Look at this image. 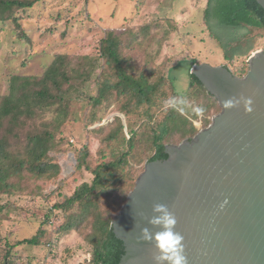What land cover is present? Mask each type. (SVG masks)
Listing matches in <instances>:
<instances>
[{"label": "rangeland", "instance_id": "rangeland-1", "mask_svg": "<svg viewBox=\"0 0 264 264\" xmlns=\"http://www.w3.org/2000/svg\"><path fill=\"white\" fill-rule=\"evenodd\" d=\"M206 2L207 0H38L30 8H18L15 15L20 26L13 20L0 21V97L8 93L12 75H40L56 55L66 56V61L70 60L75 66H71L72 72L76 73L77 69V74L82 78V81H76L69 89L72 100L67 107L60 108V114L58 110L47 108L36 118L37 123H49V126H54L57 119L60 122L61 127L55 132V137L57 140L64 139L65 152L53 151L56 162L61 166L56 182H41L42 188L33 199L29 195L20 194L2 195L0 198L1 204L12 203L0 212V264L4 261L7 264H89L87 261L91 255V247L79 230L67 233L58 230L69 214H78L82 212V208L78 202L67 209L55 208L54 205L64 202L83 182H92L90 172L83 168L75 170V150L83 149L87 142V159L94 166L97 163L96 157L103 155L114 145L117 146L122 141L121 138L110 140L102 134L105 137L102 142L95 135L114 116L121 117L125 125L124 132L127 137L130 135L123 113L116 107L113 108V104L104 112L105 100L98 106H93L90 102V97L98 96V81L105 70L101 40L107 36V32L122 31L125 39H128L129 29H133L137 34L134 44H124L125 52L128 50L134 56L130 60L132 65L128 69L125 67L126 71L135 70V61L143 57L142 53L147 54V69L150 68L153 73L159 67L158 71L172 80L170 90L184 95L183 98L186 99L185 108L180 109L181 114L188 113V118L193 120L196 127L201 129V122L204 121L201 119L205 115L212 119L217 113L215 107L210 105L209 95L199 88L189 90L193 64L226 65L233 70L245 67L253 51L264 50V35L255 33L254 49L248 56L227 61L204 24ZM144 25H149L148 32L141 34L140 30ZM17 27L24 30L27 39L19 37ZM88 57L94 58L95 62L92 64ZM80 94L82 99L77 100ZM166 102L163 109L151 113L153 119L142 131H148L154 121L163 120L167 109L174 105L169 97ZM198 108L204 111L198 113ZM140 113H133L136 136L129 162L116 167L119 181L115 180L108 186V191L117 193L113 196L122 195L129 188V174L135 171L134 178L138 177L147 158L153 153L151 143L142 138L141 130H138V127L142 128L138 121L145 119ZM93 114L96 119L87 121ZM182 126L184 124L180 127ZM50 127V131H53ZM182 138L179 130L173 131L172 142L183 140ZM67 140L73 145L71 149ZM119 153L118 149L114 160ZM111 159L112 157H107L104 161ZM64 177H67L65 184L59 186L57 182ZM113 196L98 197V209L103 210L109 203L111 208L121 207L123 201L120 199L115 204L112 202ZM46 214H49V222L43 225L45 233L39 235V244L15 245L18 241L35 236ZM94 215L95 213L87 220L80 221V225L86 226V222H90ZM83 233L85 235L86 231Z\"/></svg>", "mask_w": 264, "mask_h": 264}, {"label": "trees", "instance_id": "trees-1", "mask_svg": "<svg viewBox=\"0 0 264 264\" xmlns=\"http://www.w3.org/2000/svg\"><path fill=\"white\" fill-rule=\"evenodd\" d=\"M37 1L0 0V21L13 20L18 26L19 19L15 13L19 9L32 7ZM203 20L209 35L217 42L227 61L235 57L248 56L254 49L255 33L259 32L264 35V8L257 0H207ZM17 28L20 32L19 37L27 39L24 30L21 27ZM148 28L149 25H144L140 33L146 34ZM129 31L128 39H125L122 31L116 33L115 30H110L101 40L105 70L98 81V96L90 97V102L93 106H98L102 100H105L104 112L110 104H113V108L116 107L123 113L130 135L127 137V133L124 132L125 125L121 117L114 116L112 121L95 135L100 140L102 139V142L105 137L110 140L121 138L122 141L103 155H99L102 158L101 161L99 157H96L97 163L91 166L87 159L89 155L86 149L87 142L83 149L75 150V170L79 171L83 168L90 172L93 176L92 182L90 184L83 182L64 202L54 205L55 208L67 209L73 203L78 202L82 208V212L78 214H69L68 218L59 225L58 230L66 233L79 230L91 247L89 250L91 255L87 261L89 264H119L125 252L123 241L115 235L111 225L112 218L121 207L111 208L109 203L102 210L98 209L97 202L100 196L106 198L117 194H112L113 190L108 191V186L119 179L116 177L115 169L129 162L130 150L135 147L133 144L136 136L134 111H140L139 115L145 118L138 121L142 126L141 129L138 127V130H141V137L149 141L153 147V153L147 158V162L166 159L168 154L165 146L168 143L178 144L182 141H171L173 131L179 130L184 139H190L199 130L193 124V120L188 118V113L181 114L180 109L185 108L184 100L186 99L183 98L184 95L170 90L172 80L163 72H159V67L155 68L153 73L150 68L147 69L148 64H145L147 54L142 53L143 57L135 61V70L126 71L132 65L130 60L134 56L128 50L125 52L126 45L124 44L132 46L137 38L133 29ZM66 59V56L56 55L40 75H12L9 80L8 93L0 97V198L2 195L20 194L29 195L33 199L42 188L41 182H56L59 177L61 166L56 162L53 151L65 152L64 139L57 140L55 137V132L61 127L60 122L57 119L54 126L50 125V127L49 123H37L36 118L43 109L47 108L58 110L60 114V108L67 107L68 102L72 100L69 89L76 84V81H82L81 75L77 74V69L76 73L72 72L75 66ZM87 59H90L92 64L95 62L92 57ZM228 69L233 75L241 77L247 72L248 63L237 70L229 67ZM154 75L156 78H153ZM190 78L189 90L199 88L204 91L211 98L210 105L215 107L216 112L220 111L217 100L206 90L201 80L193 73L190 74ZM81 96L82 94L78 95L77 100H81ZM168 97L173 100L174 105L167 109L163 120H152L155 126L153 124L148 131H142L143 127L153 119L152 114L164 108ZM197 115L196 113L195 117ZM95 116L93 114L87 121L96 119ZM201 120L204 121L201 122L200 128L208 126L211 122V118H206V115ZM181 124L184 126L180 127ZM49 127L53 131H50ZM67 142L71 149L73 145L69 140ZM125 148H127L126 151ZM118 149L120 153L114 160L113 157ZM107 157H112V159L104 161ZM134 173L135 171L129 174V179H131L128 184L129 188L125 189L122 195L113 196L112 202L116 204L121 199L122 204L124 203L128 192L135 184L137 177L134 178ZM66 178L60 179L57 182L58 185H64ZM11 204L0 203V212ZM94 213V218L82 227L80 221L87 220ZM45 216L35 236L18 241L15 245L23 243L38 245L39 235L45 233L43 225L49 222V214ZM83 231H86L85 235ZM3 264L7 263L4 261Z\"/></svg>", "mask_w": 264, "mask_h": 264}, {"label": "water", "instance_id": "water-1", "mask_svg": "<svg viewBox=\"0 0 264 264\" xmlns=\"http://www.w3.org/2000/svg\"><path fill=\"white\" fill-rule=\"evenodd\" d=\"M191 73L220 111L190 139L166 145V159L146 160L111 220L124 243L119 264H154V243L139 236L143 227L159 230L147 223L155 204L176 217L187 264H264V50L250 54L241 77L206 63ZM240 96L251 99V112L242 104L224 109Z\"/></svg>", "mask_w": 264, "mask_h": 264}, {"label": "clouds", "instance_id": "clouds-1", "mask_svg": "<svg viewBox=\"0 0 264 264\" xmlns=\"http://www.w3.org/2000/svg\"><path fill=\"white\" fill-rule=\"evenodd\" d=\"M251 99L243 96L224 101V109L243 105L245 112H251ZM198 113L203 112L202 108L196 109ZM223 207V205H221ZM153 215L148 218L147 223L158 231L151 232L148 227L140 228L139 238L145 242L154 243L157 255L153 257L154 264H187L184 255L183 237L175 231L177 224L176 217L164 204H155L152 207Z\"/></svg>", "mask_w": 264, "mask_h": 264}]
</instances>
